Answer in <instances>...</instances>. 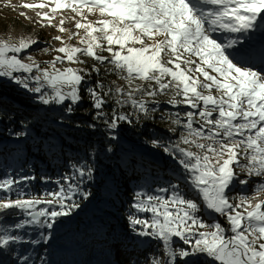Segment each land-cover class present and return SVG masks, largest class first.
Masks as SVG:
<instances>
[{"label":"snow or ice","instance_id":"snow-or-ice-1","mask_svg":"<svg viewBox=\"0 0 264 264\" xmlns=\"http://www.w3.org/2000/svg\"><path fill=\"white\" fill-rule=\"evenodd\" d=\"M6 6L14 7L10 0ZM20 7L38 19L18 15L61 33L52 37L59 47L31 35L0 38V78L40 104L72 113L86 93L93 118L103 121L112 139L121 122L152 118L161 95L169 105L191 109L183 118L167 113L170 131L182 129L176 142L149 141L176 160L188 191L179 182L137 191L127 216L138 236L161 242L164 258L153 257L151 264H264V0H33ZM40 43L48 47L37 52L57 54L38 60L29 51L25 62L21 54ZM102 69L123 83L93 80ZM109 98L115 102L110 114ZM124 105L133 111H118ZM71 168L55 181V191L39 197L22 187L34 176L0 179V215L19 210L22 217L11 226L0 222V250L20 264H30V256L15 246L48 243L59 218L80 208L77 196H91L82 185L94 169L75 163ZM205 209L226 224L208 222ZM29 230L37 237H27Z\"/></svg>","mask_w":264,"mask_h":264},{"label":"rangeland","instance_id":"rangeland-1","mask_svg":"<svg viewBox=\"0 0 264 264\" xmlns=\"http://www.w3.org/2000/svg\"><path fill=\"white\" fill-rule=\"evenodd\" d=\"M31 2L33 0H10L14 7H8L6 5L9 0H0V38H8L9 34L13 38L31 35L33 38L38 37L41 42L47 41L51 46L59 47V41L52 40V37L61 34L55 28H41L38 23L33 24L24 16L18 15L20 12H26L27 16L38 19L32 10L20 7L22 3ZM65 14L68 17L73 15L70 11ZM58 21L59 17L54 23H58ZM65 27L71 28L72 24L68 23ZM70 43H75V41ZM44 47H48V44L40 43L31 50L22 53L21 58L25 59V62H30L26 59L29 51L38 60H50L53 55L57 54L53 52L44 55L42 52H37V48L43 49ZM91 63L92 61L89 59V64ZM43 66L47 67V65ZM65 66L69 65L67 63L58 65V67ZM71 66L87 67L88 65ZM113 77L115 78L105 84L111 85L112 81L117 84L123 83L116 75ZM0 80L13 83L37 101L34 94L9 78L3 77ZM168 98L163 95L159 97L160 104L152 118H142L137 122L135 117H132L131 124L121 122L119 128L114 130L115 139L111 138L110 130L102 123L100 131L105 139L111 141V145L107 142L106 145H97V150L106 148L99 153L98 157L94 156L93 161L72 154L73 152L69 155L65 154L64 150L60 148L59 135L66 132L65 126L70 124V119L75 113V110L68 113L65 110L66 106H46L37 101L40 114L36 119L37 123L42 122V129L35 130L27 127L24 130L29 132L27 137H15L12 134L8 139H0V179L9 175L14 178L34 176L35 179L22 183V187L26 192L34 193L38 197L46 191H55L58 187L55 181L72 171L71 164H87L94 169L92 179L86 180L82 185L86 191L91 192V196L87 200L77 196V199L80 200V208L75 210L76 213L59 218L54 228L50 230L51 238L48 243L39 245L26 243L15 246L18 253L30 256V264H151L153 257L164 258L161 242L150 237L138 236L131 230L127 216L134 211L131 205L134 193L137 191L154 192L158 188L168 187L170 183L177 182L180 183L182 190L188 191L185 187L186 182L182 179L183 170L176 160L161 148L153 147L149 143L152 139H158L165 143L176 142L179 139L182 129L180 126H175L177 131H170L174 125L167 118V113L179 112L183 118V112L191 109L186 105H169L166 102ZM109 100L114 107V100L111 98ZM149 106L151 107L152 103ZM111 110L109 111L111 112ZM118 111L132 112L133 109L130 105H124ZM109 147H111V151L107 150ZM136 159L139 161L149 160L150 164L158 166L159 169L150 167L152 171L147 172V176L141 179L138 184L125 189L116 178L117 160L124 162ZM165 170L166 175L163 173ZM130 180L131 182L137 181L134 178H130ZM249 189H251V183ZM124 193L128 195V198H125L121 206V197L124 196ZM164 195L167 194L164 193ZM190 195L195 194L191 193ZM10 198L17 197L12 195ZM77 215L80 216L78 221L74 220V216ZM140 215L143 218L150 214L142 213ZM21 218L19 210H16V213L11 216L0 215V222L11 226L13 221ZM204 218L208 222L216 219L226 224L222 217L210 213L207 209L204 210ZM27 237L36 238L37 233L29 230ZM0 264H20V262L15 255H9L7 250H0ZM196 264H206V261L197 260Z\"/></svg>","mask_w":264,"mask_h":264},{"label":"trees","instance_id":"trees-1","mask_svg":"<svg viewBox=\"0 0 264 264\" xmlns=\"http://www.w3.org/2000/svg\"><path fill=\"white\" fill-rule=\"evenodd\" d=\"M114 75L102 69L99 76L93 73L92 77L93 80L99 78L104 83H109L111 79L115 78L113 77ZM83 96L82 103L75 108V113L70 119V124L65 126L66 132L58 135L60 136V148L64 150L63 153L69 155L73 152L72 154L83 156L88 161H93V157H98L99 153L106 148L103 147L101 150H97L96 146L106 145V142L111 145V141L105 139L100 131V125H102L103 121L93 118L95 109L92 107L91 100L86 93ZM112 107L113 104L108 99L105 111L110 114L111 112L109 110ZM39 114L38 102L34 100L33 96L17 88L13 83L0 80V139H8L12 134L15 136L14 134L16 132L24 131L26 129L25 125L35 130H41L43 126L41 124L42 122L37 123L38 120L36 119ZM22 121L24 123H21ZM93 124L95 125L94 128L89 127V125ZM117 164L116 178L119 184L123 185L125 189H129L132 185L138 184L141 179L147 176V172L152 171L150 167L159 169L158 166L150 164L149 160L146 159L124 162L117 160ZM163 173L166 175V170ZM130 178L137 179V181L131 182ZM125 198H128V195L124 193V196L121 197V206ZM73 213H76V211ZM79 219V215L74 216V220L78 221Z\"/></svg>","mask_w":264,"mask_h":264},{"label":"water","instance_id":"water-1","mask_svg":"<svg viewBox=\"0 0 264 264\" xmlns=\"http://www.w3.org/2000/svg\"><path fill=\"white\" fill-rule=\"evenodd\" d=\"M149 104H151V102L149 101Z\"/></svg>","mask_w":264,"mask_h":264}]
</instances>
